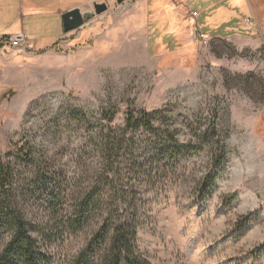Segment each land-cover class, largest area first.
<instances>
[{"label": "rangeland", "instance_id": "obj_1", "mask_svg": "<svg viewBox=\"0 0 264 264\" xmlns=\"http://www.w3.org/2000/svg\"><path fill=\"white\" fill-rule=\"evenodd\" d=\"M161 2H106L54 48L5 50L0 158L13 175L0 197L17 205L47 264H76L104 219L135 212L144 264H264V0ZM130 106L161 111L154 130H126ZM106 137L136 148L73 232V203L40 175L85 195ZM157 146L171 154L151 167ZM9 239L0 233V255Z\"/></svg>", "mask_w": 264, "mask_h": 264}, {"label": "trees", "instance_id": "obj_2", "mask_svg": "<svg viewBox=\"0 0 264 264\" xmlns=\"http://www.w3.org/2000/svg\"><path fill=\"white\" fill-rule=\"evenodd\" d=\"M159 113L161 111L137 112L130 106L126 118V130L138 131L141 128L154 130L152 121ZM168 135L173 140V135L170 132H168ZM170 147L157 146L152 152L153 155H149L146 162H151L152 164L159 159L160 155L168 152ZM135 148L136 146H123V139L119 137H115L112 140L108 137L106 139L103 138L100 146H96L100 158L99 170L95 171L90 191L85 195L73 193L69 198L68 190L64 187L61 176L54 175V177L46 179L44 177H47V175H40L48 185L52 186L54 196L57 195L64 202L73 203L71 207L74 208V212L67 219V223L71 226L73 232L83 230L89 220L94 217L95 209L92 205L99 199L101 191L107 189L109 179L114 175V169L117 171L120 167L122 156L129 152L132 153ZM142 151L148 155L147 148H142ZM174 152H179V146H173ZM168 153L171 154V152ZM29 157L27 154L26 158L29 159ZM223 160L224 157L220 158L216 165L220 166ZM151 167H153V164ZM152 173L153 171L150 176ZM118 174L119 172H117ZM12 175V168L5 165L0 158V194L5 192L7 186H11ZM136 176L138 177L139 175ZM134 181L140 180L136 178ZM129 219L113 225H111L108 218L104 219L96 233L97 235L88 248L78 255L75 263L144 264L136 247L137 229L139 226L137 213H133ZM29 230L30 225L24 219L17 205L12 203L10 196L7 194L4 198L0 197V233L10 234V239L0 255V264H47L46 254L38 247Z\"/></svg>", "mask_w": 264, "mask_h": 264}, {"label": "crops", "instance_id": "obj_3", "mask_svg": "<svg viewBox=\"0 0 264 264\" xmlns=\"http://www.w3.org/2000/svg\"><path fill=\"white\" fill-rule=\"evenodd\" d=\"M115 0H0V74L7 69L8 60L4 57L5 50L16 49L5 45L3 39L18 34L24 35V42L17 51L45 50L54 48L65 36L62 16L66 12L78 8L82 12L93 10L95 3ZM147 1V0H142ZM162 4H169L168 0H162ZM183 6L197 0H179ZM205 1V0H204ZM217 2L211 4L215 5ZM202 10V9H199ZM193 24L196 22L192 18ZM227 21L213 22V31L220 28ZM212 23V22H211ZM204 35V34H203ZM16 52V51H15Z\"/></svg>", "mask_w": 264, "mask_h": 264}, {"label": "water", "instance_id": "obj_4", "mask_svg": "<svg viewBox=\"0 0 264 264\" xmlns=\"http://www.w3.org/2000/svg\"><path fill=\"white\" fill-rule=\"evenodd\" d=\"M118 4H123L126 0H116ZM108 4L106 2L103 3H95L93 5V10L88 12H82L78 8H74L62 16L63 20V28L66 33L77 30L81 28L85 21H89L93 19L96 15H101L108 10Z\"/></svg>", "mask_w": 264, "mask_h": 264}, {"label": "built area", "instance_id": "obj_5", "mask_svg": "<svg viewBox=\"0 0 264 264\" xmlns=\"http://www.w3.org/2000/svg\"><path fill=\"white\" fill-rule=\"evenodd\" d=\"M198 14H199L198 12L194 11L193 17L197 18ZM202 37H204V36L202 35ZM2 41L5 45L11 46L13 48H21V46L24 42V35L18 34L15 36H10V37L4 38Z\"/></svg>", "mask_w": 264, "mask_h": 264}]
</instances>
